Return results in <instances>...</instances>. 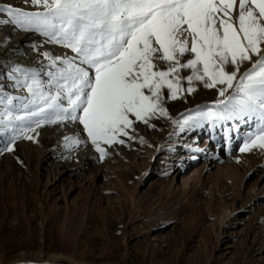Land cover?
<instances>
[{
    "label": "rangeland",
    "instance_id": "374dc122",
    "mask_svg": "<svg viewBox=\"0 0 264 264\" xmlns=\"http://www.w3.org/2000/svg\"><path fill=\"white\" fill-rule=\"evenodd\" d=\"M0 5L22 9L7 0ZM66 51L57 58L74 55ZM19 78L0 66V97ZM192 86L196 91L175 100L164 89L167 116L135 122L132 139L102 144L103 159L99 153L84 167L73 159L80 148L60 146L58 123L37 128L33 140H17L11 152L12 133L0 135L2 264H52V258L55 264H264V150L241 151L258 121L199 117L181 130L185 117L215 110L234 91L220 97L218 86ZM30 99L12 114L30 111L24 108ZM90 149L87 139L81 150Z\"/></svg>",
    "mask_w": 264,
    "mask_h": 264
},
{
    "label": "snow or ice",
    "instance_id": "6c2138e0",
    "mask_svg": "<svg viewBox=\"0 0 264 264\" xmlns=\"http://www.w3.org/2000/svg\"><path fill=\"white\" fill-rule=\"evenodd\" d=\"M27 2L43 11L0 7L8 17L0 22L40 32L74 55L43 53L55 69L46 84L38 72L16 69V85L31 97L24 105L30 111L0 113V135L12 133L6 151H13L19 139L33 140L30 133L42 125L71 121L83 126L103 159L102 144H123L119 137L132 139L129 130H135V122L167 116L164 89L175 100L182 92L196 91L192 85L197 81L206 88L219 85L220 97L234 91L215 110L185 117L181 130L199 117L256 119L258 127L241 151L264 150V0ZM188 54L191 58L184 60ZM245 62L251 67L241 73ZM184 70L191 74L182 76ZM66 140L71 146L81 143L79 138Z\"/></svg>",
    "mask_w": 264,
    "mask_h": 264
},
{
    "label": "bare ground",
    "instance_id": "6f19581e",
    "mask_svg": "<svg viewBox=\"0 0 264 264\" xmlns=\"http://www.w3.org/2000/svg\"><path fill=\"white\" fill-rule=\"evenodd\" d=\"M2 1L3 0H0V3ZM7 1L9 2V4L10 3L12 4L16 3V5L18 4L19 6L22 7V9L26 8L32 11H34V9L35 10L42 9L31 5V3L27 2L26 0L25 1L7 0ZM22 1L29 4V6L27 5L28 7H25L24 4H21ZM0 7L2 6L0 5ZM5 19L8 18H6L3 14H0V20H5ZM34 35H36V33L29 34L28 31H20V29H18L12 24H4L0 22V66L7 67L10 70L11 69L16 70L18 68L20 69V65H21L19 64L20 61L23 64H26L27 66L33 68L34 71L38 72L39 78L46 84L49 80L48 73L53 68L49 66V61L44 58L43 53L47 52L51 56L57 58L58 54L59 57H61L62 53H67L68 51H66V48L63 47H53L50 45H46L43 43L45 41L44 39L42 40L40 38L37 39V36L35 37ZM249 66L250 64L248 62H245L241 66L240 71L247 69ZM11 86L13 91L7 92L6 90H4V97H0V111H1L0 113L4 112L5 110L11 111L13 114L15 112L19 113L22 103H24L27 99H29V95L27 94L28 92L26 88L22 86H17L16 82L15 83L12 82ZM217 86L218 88L220 87L219 85ZM9 101H11L10 104ZM64 103L66 106V102ZM81 127H79L78 122L67 121L53 125V132L56 133L60 132L61 134L59 138V143H61L60 146L65 144L68 146L70 145L67 142L66 138L72 137V138L80 139L81 143L79 145L72 146L73 148L75 147L80 148L79 152H77L78 154L75 157H73V159L77 164L81 163L83 165L81 167H84L88 163L98 160L99 153L95 150V148L93 149L95 152L93 151L91 152V149L89 151L81 150V147L87 144V139L84 137L85 134L82 133ZM88 146H86L85 148H88ZM58 148L53 152H51L52 157L55 158L58 155V151L60 150ZM58 157L60 156L58 155ZM60 162L64 163L66 161L60 158ZM58 260H59L58 258L57 259L52 258L48 262L55 264L56 262H58ZM0 264H2L1 260H0Z\"/></svg>",
    "mask_w": 264,
    "mask_h": 264
}]
</instances>
